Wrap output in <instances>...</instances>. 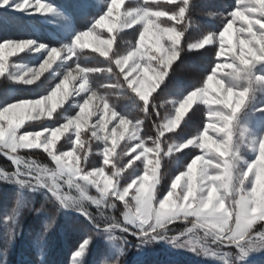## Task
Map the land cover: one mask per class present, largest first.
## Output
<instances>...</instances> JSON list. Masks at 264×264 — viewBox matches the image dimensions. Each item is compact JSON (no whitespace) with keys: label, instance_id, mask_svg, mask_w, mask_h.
<instances>
[{"label":"snow or ice","instance_id":"snow-or-ice-1","mask_svg":"<svg viewBox=\"0 0 264 264\" xmlns=\"http://www.w3.org/2000/svg\"><path fill=\"white\" fill-rule=\"evenodd\" d=\"M167 3L171 7L136 0L121 12L125 0H103L90 26L81 30L75 13L92 6L88 3L0 0V9L50 13L67 37L57 40V46L32 39L0 40L2 79L33 85L57 60L63 70L59 82L34 97L18 95L0 103V156L10 162L0 166V184L16 189L14 206L2 217L13 226L7 230L9 243L30 205L24 193H30L43 197L78 231L68 264H89L98 243L97 264H137L154 246L214 258L213 264H258L257 258H264V225L253 227L257 220L264 221V0H235L231 10L213 14L221 17V24L205 30L187 48L212 51L217 59L202 86L193 87L173 102L174 112L161 116L163 105L156 103V96L150 99V93L168 77L172 62L187 54L185 34L195 7L190 0ZM113 13L116 23L105 24ZM117 25L131 32L114 34ZM97 28H106L109 38L102 39ZM228 34L231 39H226ZM125 36L132 40L122 52ZM88 37L104 45L96 50L107 57L106 68L81 67L72 59L77 45ZM29 49L41 54L39 68L10 72L15 65L9 56ZM143 53L149 58L143 59ZM224 69L230 71L221 74ZM93 72H107L115 82L101 90L88 75ZM211 82L216 87L209 100ZM108 89L126 95L153 121L155 138L142 131L145 119L111 101ZM197 98L219 106L208 111L213 122L171 141L166 133L180 135L174 130L191 120L184 116ZM45 118L48 126L26 124ZM61 137L64 142L58 144ZM189 148L192 158L181 165L180 157L187 155L182 150ZM35 150H42L47 160L32 159ZM162 161L177 166L163 184L167 173L161 171ZM92 189L96 194H90ZM52 223L45 225V233ZM133 249L135 257L129 261ZM40 252L43 262V245ZM0 264H8L7 247Z\"/></svg>","mask_w":264,"mask_h":264},{"label":"rangeland","instance_id":"rangeland-1","mask_svg":"<svg viewBox=\"0 0 264 264\" xmlns=\"http://www.w3.org/2000/svg\"><path fill=\"white\" fill-rule=\"evenodd\" d=\"M46 3H54L57 6L71 5L73 3L85 2L91 7L76 11L75 22L78 28L81 30H87V26H90L93 15L98 11V7L103 3V0H42ZM110 2V0H109ZM143 3V0H140ZM132 3L135 5L136 0H125V4L121 5V12L127 4ZM152 6L159 5L160 7H171L167 3V0H149ZM195 7L191 10L190 20L191 23L188 25L185 39V49L187 54L183 58H178L172 62L169 68V75L164 81L159 82L155 91L150 93V99L152 96H156V103L162 104L163 107L160 109L161 116H165L170 112H174L172 107L173 102H178L180 98L187 94L188 91L192 90L193 87L202 86L203 80L209 71V66L213 59H217L214 56V52H205L203 49H188V44L195 43L199 39L205 30L215 29L221 24V17L213 15L222 12L226 7L234 5L235 0H190ZM229 10L230 7H229ZM199 14L202 20L209 26L204 28L203 25L197 23L194 19V15ZM54 17L50 13H34L33 15H27L23 12L11 11L8 8L0 9V29L5 26L8 31L10 26L14 23L22 25V22L26 24L29 29L33 32L30 37L22 35H10L8 39H32L39 43H46L49 46H57L55 43L59 39H66L64 32L61 28L56 26V22L52 21ZM166 19V18H161ZM50 21H52L50 23ZM59 23V22H57ZM116 23L115 13L112 17H109L105 24ZM187 23V21H186ZM97 32L100 34L102 39H108L109 33L106 28H97ZM119 32L123 35L125 32H131V29H120L117 25V29L114 30V34ZM1 34V31H0ZM231 34L226 36V39H231ZM184 39V38H182ZM132 40V36H125L120 41L121 51L124 52L130 46L129 41ZM97 40L92 37L85 38L80 45L76 47V54L72 57L73 60H78L81 67L89 68H106L108 66L107 57L101 55L98 48H103ZM210 47V46H205ZM115 44L113 45V49ZM202 53V56L196 58L195 56ZM19 56H9L15 67H10L9 71L15 74L26 71L29 68H39V63L42 62V56L39 53L32 52L31 49L17 54ZM111 55V52H109ZM148 54L143 53V59H148ZM224 61L225 58H218ZM59 60L55 61L51 68L44 70L40 78L34 82L33 85H22L14 84L15 82H9L7 79L0 78V103L7 102L15 96L22 95L28 98L34 97L36 94L41 93L49 86L50 83L59 82L62 76H58V73L63 71L58 68ZM205 67V71H202L200 67ZM229 69H224L221 74L227 73ZM90 79L93 81L97 88H101L102 85L114 83L115 77L109 79L107 72H93L88 74ZM152 74L150 73L149 76ZM47 77L48 79H45ZM152 81L149 80V84ZM72 85L69 84L68 88L71 90ZM210 94L208 99L211 100L214 93L211 91L216 87L214 82L210 85ZM147 88V85H146ZM101 90H104L101 88ZM111 101L115 103L121 110L131 111L132 115L139 119H145L144 114L139 108H134L132 102L127 98L126 95L120 91L107 90ZM159 93L157 96L156 94ZM178 106V103H177ZM219 106L212 103H204L202 99L197 98L193 103L192 107L185 113L184 119L187 120L191 116V120L188 121L187 125H184L183 121L174 131L179 133V136L173 133H166V136L170 137L171 141H176L182 137H190L199 130H202L206 123L213 122L208 116L209 109H217ZM193 110L195 114L193 115ZM74 114V112H71ZM95 119V118H93ZM36 125L45 124L48 126L50 121L46 122V118L36 121H26ZM159 123V121H157ZM153 121L151 119H145V125L142 131L146 137L155 138V128L152 126ZM181 128L183 131L181 132ZM36 130H39L37 128ZM211 134V133H210ZM67 135V134H65ZM127 135V133H126ZM64 138L58 142L63 143ZM124 141H120L122 145ZM148 146L151 147V140L148 141ZM95 150V145H93ZM67 150V149H65ZM38 154L32 156V159H43L47 160V156L42 150H35ZM187 155L180 157L181 165L192 158L191 151L189 149L182 150ZM199 150H197L198 152ZM250 154V153H249ZM149 158H153V153H149ZM179 155V154H177ZM91 159V156H90ZM167 159V158H166ZM4 157L0 156V166L9 165ZM138 163V161H137ZM161 171L166 172L161 183H165L169 180L170 176H174L177 171V166L174 162H161ZM159 187V186H158ZM16 189L12 186L0 184V259L3 258L4 249L7 247V260L8 264H54L56 261L58 264H68L70 257V250L76 240L79 238V233L74 229L71 222L67 217L60 215L56 212L53 205L44 201L43 197L38 195L33 196L30 193H24L25 197L30 201L29 207L23 210L22 216L19 219L18 225L15 227L17 233L11 243H9L7 230L13 227L9 223H5L2 219L4 211L10 210L14 206ZM90 194H96L95 190H90ZM43 208L40 212L36 209ZM53 219L55 220L54 223ZM52 223V228L47 233L44 232L45 225ZM264 225V221L257 220L253 227L259 228ZM41 235L44 236L43 242L40 241ZM43 245V262H41L40 248ZM100 244L94 249L93 254L89 256V264H97L101 259L99 256ZM135 257V249L129 254V261H133ZM258 264H264V258H257ZM214 258L210 257H198L194 253L186 250L170 249L167 246H154L146 251L137 264H213Z\"/></svg>","mask_w":264,"mask_h":264},{"label":"trees","instance_id":"trees-1","mask_svg":"<svg viewBox=\"0 0 264 264\" xmlns=\"http://www.w3.org/2000/svg\"><path fill=\"white\" fill-rule=\"evenodd\" d=\"M54 1H59V0H54ZM64 6H66L65 3H64ZM194 19L197 21V23H199L200 25H203L204 28L206 27L209 28V26L205 23L204 20H202V17H200L199 14H195ZM0 31H1L0 40L8 39L7 37H9L10 35H22L25 37H30L33 35V32L23 22H22V25L14 23L13 25L10 26L8 31L6 30L5 26H2ZM202 55H203L202 53H199L195 57L198 58L199 56H202ZM200 69H202V71H205V67L203 65L202 67H200ZM54 264H58L57 261Z\"/></svg>","mask_w":264,"mask_h":264}]
</instances>
